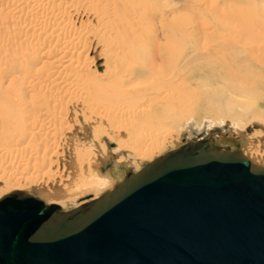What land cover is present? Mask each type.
Returning a JSON list of instances; mask_svg holds the SVG:
<instances>
[{
    "label": "bare ground",
    "instance_id": "6f19581e",
    "mask_svg": "<svg viewBox=\"0 0 264 264\" xmlns=\"http://www.w3.org/2000/svg\"><path fill=\"white\" fill-rule=\"evenodd\" d=\"M47 1L0 0V7H13L15 12L28 10L30 14L34 10L38 12L42 3ZM235 1L230 6H223L220 15L217 13L220 17L224 15L226 20L217 15L214 22L206 21L201 25L197 22L195 25H183L176 4L166 7L157 0L59 1L57 4L61 12L55 14L56 10H49L47 14L55 18V25L73 28L75 22H82L79 32L73 29L68 31L67 36L64 34L66 45L80 42L85 36L89 38L86 49L90 50L100 35L105 41V44L102 43L103 50L109 63L95 56L92 62L82 66L90 69L94 65L99 70L98 75L88 71L86 77L76 82L74 74L75 77L57 70L63 63H71V60L65 59V52L60 56L55 54L56 57L47 62L42 60V56L51 53L48 46L41 49L31 45L17 56L13 53L17 54L20 49L15 51L12 47V52L8 43L10 52L7 49V53L1 52L6 57L20 58V63L12 65V70L23 71L27 64H32L34 69L22 79L11 76L8 69L0 79V182L11 181L13 190H19L12 193L34 195L46 205L53 204L61 211L84 206L114 186L128 169L121 170L112 162L103 166L111 168V174L102 176L94 169L96 162H102L98 157L102 158L105 151L103 148L102 154L94 146V149H84L89 143H80L75 139V134L86 140L87 137L84 130L77 132L74 122L73 125L66 122V119L72 120L74 104L80 106L78 111L86 120L83 123L88 130H92V141H101L103 136L108 137L110 142L117 140V152H130L139 159L132 172L187 143L173 149L167 147L168 151L163 149L165 153L159 152L172 140L173 132L163 127L164 124L182 121L178 118L191 115L232 119L236 114L232 104L243 107L244 113L264 115V97L258 106L249 100L257 87L264 90V46L256 41L264 26H258V20L238 19L245 17L242 6H247V3ZM207 6L213 7L211 4ZM227 7H230L228 13ZM34 26L30 31L25 29L20 33L25 37L28 34L33 36L36 32L40 33V27H45L44 24L39 28ZM211 26L215 28L214 32L226 35L228 39L211 34ZM45 30L40 31H44L45 35ZM242 32L247 33L248 38L240 43ZM16 36L20 40L18 31ZM2 47L5 46L0 43ZM197 75L206 76L218 86L206 91L195 86L188 87L187 84H194ZM246 100L250 103L246 104ZM215 103H218L217 107ZM70 104L73 107L69 108ZM224 135L241 140L242 155L254 165L264 168V122L253 124L245 135L241 132ZM211 138L215 145L223 147L218 142L220 136ZM66 155L68 162L64 160ZM38 159L42 163L46 161V165H38ZM30 161L35 164L29 166ZM18 169L20 173L16 176L12 171ZM111 178L115 181L112 185ZM24 180L43 186L39 185L42 188L33 192L28 190L30 193L20 191L25 187L20 186ZM99 227L102 228L101 225Z\"/></svg>",
    "mask_w": 264,
    "mask_h": 264
},
{
    "label": "water",
    "instance_id": "95a60500",
    "mask_svg": "<svg viewBox=\"0 0 264 264\" xmlns=\"http://www.w3.org/2000/svg\"><path fill=\"white\" fill-rule=\"evenodd\" d=\"M218 142H187L125 170L78 208L6 195L0 264H264V168L241 140Z\"/></svg>",
    "mask_w": 264,
    "mask_h": 264
},
{
    "label": "rangeland",
    "instance_id": "374dc122",
    "mask_svg": "<svg viewBox=\"0 0 264 264\" xmlns=\"http://www.w3.org/2000/svg\"><path fill=\"white\" fill-rule=\"evenodd\" d=\"M59 1H64V0H49L47 2H43L42 4H43L44 7L40 6L42 9L39 7L38 12H37V10H34L35 12L33 11L30 14H28V10H23V11L19 10V11L15 12V10L14 11L12 10L13 7H4L3 6L2 9L0 7V10L2 11V12L0 11L1 12L0 13V19H1L0 23H2V25L0 24V43H2L5 46V47L0 48L1 49L0 50V56H1L0 57V79H2V77L4 76L6 71H8V69H9L8 73L11 76L19 77L20 79H22L23 77H27L28 74H30L31 71L34 69V66L32 64H27L25 66V70L20 71V72L13 71L12 70V65H16V63L18 61H20V58L18 59V57H16V56H15L16 57L15 58L14 56H8V55H7L8 57H6L5 56L6 54H3L1 52V51H3V52L5 51L7 53V51H8V53H9L10 52V47H11L12 52H14L15 49H20L17 54L15 52L13 53L14 55L19 56L22 52H24L26 50L25 48H29V47H31V45H36V46H38V48H41V49L48 46V48H49V50L51 52L48 55L49 57L47 55L42 56V60L47 61V62L52 60L51 57H54V56L56 57V55L60 56V55H62L65 52L64 54H67V56L65 55V57H66L65 59L69 60V61L71 60L70 61L71 65L68 64L69 62L68 63H63L61 66L58 65L59 68L57 70L59 72L63 73V74H68V75H71V76H74V75L77 76L76 82L79 79L82 80L83 76L86 77L87 73L89 74L88 71H91L93 73L95 72V74L98 75L99 70L97 68H94L95 67L94 65H92L90 67V69H87L86 67L84 68L82 66V64L85 65V64H87L89 62H92L95 56H98L101 60H104V62L106 64L109 63V59L105 56L106 54H105V51L103 50V49H105L103 47L104 46L103 44H105V41H103L102 36L100 37V35L97 36V38H96L97 40L99 39V43L96 40L94 42V44H92L93 46L92 45L90 46V50L86 49V47H88L89 38H86L85 36H83V38H81L80 42H75V43H70V44L68 43L66 45L67 39H64L65 35L67 36L68 31H70V30L72 31L73 29L76 30L75 32H79V27H80L79 25H81L82 22H80V24H79V22H75L73 28H69V26H67V25L64 26V28L60 24L59 25L58 24L55 25L53 23V21H55L54 20L55 18L51 17L50 14L49 15H47V14L49 13V10L50 11L54 10L53 12H55V10H56L55 14L57 12L58 13L61 12L59 10L58 4H57ZM66 1L70 2L72 0H66ZM157 1L162 6H166V7H169V6H172V5L176 4V6H177L176 10H177V12H180V14H181L180 17H181L183 25H185V24H187V25H195L196 22L199 25H201L203 22H206V21H207L206 23H211V21L214 22L215 19H217L216 18V16L218 15L217 13H219V15L222 13L221 11L223 9V6H230V4L232 2H236L235 0H157ZM241 1H244L245 3H247V6H242L243 12L245 13V17L241 16L238 19L258 20L259 21L258 26L262 25V27H263L264 26V0H241ZM249 1H251L249 3L250 5H248ZM54 3H55V5H54ZM203 4H204V6H203ZM207 4L208 5L211 4L213 7L210 6L208 8V6L206 7ZM51 5L54 6V7L50 8ZM199 6L201 8H199ZM251 6H254V8H251ZM229 8L228 7L226 8L227 13L229 12L228 11ZM205 10H207L208 14L211 15V17L209 15H207ZM11 12L12 13L15 12L16 14H10ZM5 13L6 14L9 13L10 15L9 14L6 15ZM1 15H3V17ZM219 15H218L219 18H222V20H226L225 18H223V17H225L224 15L223 16L221 15V17ZM196 16H197V18H196ZM46 17L49 18V19H47ZM212 18H214V19L212 20ZM50 19H51V21H50ZM202 20H204V21H202ZM93 22H95V21H93ZM191 22H192V24H191ZM43 24H44L45 27H40V25L43 26ZM83 24H85L84 20H83ZM34 25H36L37 28L40 27L39 30H38L40 32V33L38 32L39 34H37V32H36V33L33 34V36L28 34V36L25 37L24 36L25 34L22 35L23 33H20V32H23L25 29H26L25 31H27V30L30 31L31 28ZM50 25H52L53 27L50 26ZM48 26L50 27L49 29H48ZM212 26L209 29L211 34L213 33V35L218 36V38L228 39V36L222 35V34H220L218 32H214L215 28L212 27ZM20 27L23 28V29L19 30ZM262 27H260V28H262ZM17 28H19V29H17ZM34 28H35V26H34ZM45 28H46V30L48 29V31H46ZM54 28H55V30H53ZM43 29L46 31V34H45L46 37L44 35V31H43V33H42V31H40V30H43ZM66 30H67V32H66ZM17 31L19 32V37L18 38L20 40H18L16 38L17 37L16 36L17 35ZM49 32H50V34L52 32V34L50 35ZM260 32L262 34L260 33V35H259L260 37L258 39H256V41H259L260 45L264 46V29H261ZM47 34H49V37H47L48 36ZM50 36H52V37H50ZM21 37H23V38H21ZM53 37H54L55 40L53 39ZM9 38H10V40H9ZM247 38H248V34L242 32L240 34V43H242V41H246ZM13 40L15 41L14 42L15 45L12 44ZM5 41H7V42H5ZM201 41L203 42L202 39H201ZM28 42H29V44H28ZM83 42H84V45H83ZM8 43H9V46L11 45L10 47L8 46ZM95 44L98 45V46L94 47ZM6 45H7V47H6ZM28 45H30V46H28ZM14 46H16V48ZM82 46H84V47H82ZM12 47L14 48V50H13ZM65 48H66V50H65ZM6 49H7V51H6ZM23 49H24V51H22ZM15 51H17V50H15ZM106 61H108V62H106ZM9 63L11 65V67H10ZM13 63H15V64H13ZM18 63H20V62H18ZM77 64H79V66H76ZM41 65L42 64H39V66H41ZM3 66H5V67H3ZM76 67H78V70H77ZM79 67H80V69H79ZM84 71H86V73ZM69 72H71V73H69ZM205 77L206 76H203V75L202 76L197 75L195 77L194 84H192V85L187 84V86L188 87H192V86L194 87L195 86L196 88H198V89H200L202 91H206V89H210V88L218 86L217 83H214L212 80L207 79ZM215 84H216V86H214ZM263 93H264V90H262V89L257 87L253 97H251V99H249V100L254 102L253 105L258 106V105H260L261 98L264 97L262 95ZM35 94L36 93H34V95ZM29 96H30V94H28L27 97H29ZM26 99H30V98H26ZM65 100L66 99H64V101ZM247 102H249V101L246 100V104H248ZM214 105L217 107L218 103H215ZM71 107H73V106H71V104H70L69 108H71ZM232 107L235 108L234 111L236 113V114H234L232 119L231 118H223V117H219V118H210V117H204V116H198L197 117V116L191 115V116H187V117L178 118V119H182V121H177V122L175 121V122H172V123L169 122V123H167V125L164 124L163 127L168 129L169 131L173 132L172 133V137H171L172 140H169L170 142L166 146L164 145V147L159 152L165 153L166 151H168L167 147H171L173 149V148H176V147H178V146H180L183 143L188 142V141H198V140H201V139H208L210 137L217 138L220 135H224V134H228V133H233V134L237 135V134H239L241 132V133H243L245 135L246 130L250 129L253 124H259V122H264V115H260L259 116L257 114L244 113L245 112L244 108L240 107V106H237L235 104H232ZM73 108H74V112L75 113H73L72 120L66 119V122L69 121L68 123L70 125H73V122H74L75 127H77V129H76L77 132L84 130L85 131L84 132L85 136L87 137V140H86V139H83L81 136H78V135L75 134L74 135L75 139L76 140L77 139L80 140V143H82V142L83 143H85V142L89 143L88 144L89 146L87 145V146L83 147L84 149L89 148V147L94 149V147H95V150H98V151L102 152V154H104V151H105V154H104L105 158H104V156L102 158L98 157V158H100L102 160V162L100 164L96 162V164L94 165V169H96V171L102 176L106 175V174H111L112 173L111 172V168H109V167L105 168L103 166H104V164H106L108 162H112L115 165L116 164L119 165V167L117 166V168H122L121 170L130 169V168H131V170L132 169L134 170V167H135L134 165H135V163L138 162L139 159L136 158L130 152L129 153H127L125 151L117 152L116 151L117 150L116 147H118L117 146V140L110 142L108 137L103 136L104 139H101V141H97V140L96 141H92L93 140V138H92V130L91 131L88 130L87 129L88 127H86L84 125L83 122L85 120V117H84V115L82 113H80L78 111V108H80V106H77V105L74 104ZM74 116H78V117H74ZM78 118H80V119H78ZM85 122H86V120H85ZM81 123H83V124H81ZM100 147H101V149H99ZM103 148H104V151H103ZM163 149H165L166 151L163 150ZM103 158H104V161H103ZM64 160H65V162H68L67 155L65 156ZM147 161H149V160H147ZM147 161H145V162H147ZM145 162H143V163H145ZM38 163H36V164H38L40 166H43V165H46L47 162L44 161L42 163V162H40V159H38ZM28 164H29V166H33V164H35V162L34 161L33 162L30 161V163H28ZM112 167H113V165H112ZM103 168H104V170H102ZM12 172H15L16 176H19L20 169H18L16 171H12ZM116 175L119 176L118 174H116ZM25 176H28V175L26 174ZM22 178H23V176H22ZM111 179L113 181L111 183V185H112V184H114L115 181H114L113 178H111ZM4 181L2 180L0 182V198L5 196V195H7L10 192L12 193L14 191H19V190H13L14 186L12 185L11 181H5V182ZM22 182H20V184H21L20 186L23 185L22 187H24V186L25 187L23 189H20V191H24V192L30 193L31 191H28V190H32V192H33V191H36V190H39L40 188H42L41 186H39V185H42V184H39V183H37L35 181H25L24 180V182L23 183ZM88 195H90V194H88ZM67 208L68 207H66L65 209H67Z\"/></svg>",
    "mask_w": 264,
    "mask_h": 264
}]
</instances>
